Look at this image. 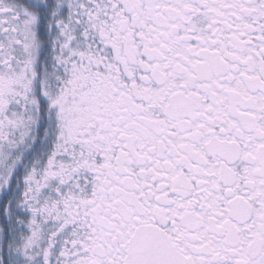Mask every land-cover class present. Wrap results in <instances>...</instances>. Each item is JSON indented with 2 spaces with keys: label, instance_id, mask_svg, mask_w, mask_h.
I'll list each match as a JSON object with an SVG mask.
<instances>
[{
  "label": "snow or ice",
  "instance_id": "snow-or-ice-1",
  "mask_svg": "<svg viewBox=\"0 0 264 264\" xmlns=\"http://www.w3.org/2000/svg\"><path fill=\"white\" fill-rule=\"evenodd\" d=\"M0 264H264V0H0Z\"/></svg>",
  "mask_w": 264,
  "mask_h": 264
}]
</instances>
